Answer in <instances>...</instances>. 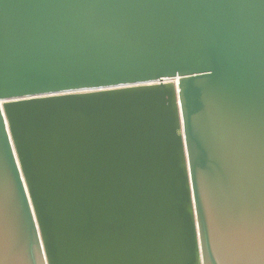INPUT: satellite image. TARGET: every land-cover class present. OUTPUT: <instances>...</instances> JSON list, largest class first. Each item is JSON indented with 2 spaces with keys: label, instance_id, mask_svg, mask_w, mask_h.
Returning a JSON list of instances; mask_svg holds the SVG:
<instances>
[{
  "label": "water",
  "instance_id": "1",
  "mask_svg": "<svg viewBox=\"0 0 264 264\" xmlns=\"http://www.w3.org/2000/svg\"><path fill=\"white\" fill-rule=\"evenodd\" d=\"M0 264H264V0H0Z\"/></svg>",
  "mask_w": 264,
  "mask_h": 264
},
{
  "label": "bare ground",
  "instance_id": "2",
  "mask_svg": "<svg viewBox=\"0 0 264 264\" xmlns=\"http://www.w3.org/2000/svg\"><path fill=\"white\" fill-rule=\"evenodd\" d=\"M176 81V80H175ZM174 80H173V82H175Z\"/></svg>",
  "mask_w": 264,
  "mask_h": 264
}]
</instances>
